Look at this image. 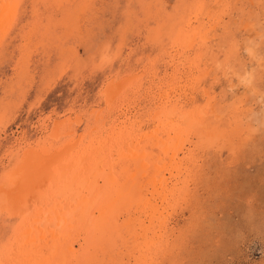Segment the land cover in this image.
I'll list each match as a JSON object with an SVG mask.
<instances>
[{
	"label": "rangeland",
	"instance_id": "obj_1",
	"mask_svg": "<svg viewBox=\"0 0 264 264\" xmlns=\"http://www.w3.org/2000/svg\"><path fill=\"white\" fill-rule=\"evenodd\" d=\"M0 19V191L28 151L68 164L65 187L86 181L76 164L112 133L121 169L148 143L168 181L165 202L145 184L156 219L117 185L71 219L56 202L38 227L0 212V264L35 242L34 264H264V0H0ZM82 182L72 190L85 195ZM132 220L151 227L138 229L144 263L143 248L124 253Z\"/></svg>",
	"mask_w": 264,
	"mask_h": 264
},
{
	"label": "bare ground",
	"instance_id": "obj_2",
	"mask_svg": "<svg viewBox=\"0 0 264 264\" xmlns=\"http://www.w3.org/2000/svg\"><path fill=\"white\" fill-rule=\"evenodd\" d=\"M1 20V19H0ZM2 23V22H0ZM192 23V21L190 22ZM192 25V24H191ZM1 27V26H0ZM203 35V34H202ZM196 36V35H195ZM204 36V35H203ZM203 40V39H202ZM190 41V40H189ZM176 56V55H175ZM176 61V60H174ZM176 66V65H175ZM173 76V75H172ZM190 82V81H189ZM244 82V81H243ZM181 83V82H179ZM109 85L107 86L106 89H104V98L105 100H107L109 98ZM111 100V98H109ZM174 112V111H173ZM202 114V113H201ZM173 115V114H172ZM53 131L52 134L54 138H57L58 131L59 130V124L58 122H53ZM59 125V126H58ZM142 125V124H141ZM157 132V131H156ZM157 135V134H155ZM108 137V136H107ZM154 137V136H153ZM151 137V140L152 138ZM155 138V137H154ZM153 138V140H154ZM120 141V140H119ZM116 142H117V137L115 133H112V135L109 137L108 142L106 143V145H104L105 147H103L102 149H98L95 148L94 149V153L91 155L87 154V163H86V159L82 160L81 159V163L76 164L77 166L83 167L85 170V173L82 175L84 179H86L85 182L86 184L90 185L89 190L87 191L88 193H86L85 195H81L80 193H75V191L72 190L73 184H75L78 181L82 182V178L79 176L78 181L77 179L73 181V183L68 184L66 187L64 186V184H66V178L69 174V172L71 173L68 164H66L65 166H63V161L61 159H53L51 162L47 160V158L38 153L39 156H37L38 154H36V152L34 151H28L26 152L21 159V164L18 170L19 173H12L10 178L11 181H13L14 184V189L13 190H7V188H3L0 191V212H5L11 216H17L19 215H25L26 217L33 216L34 217V222H35V227H38V225L41 224L39 219H44L46 221L45 218V214L48 213V210H51V208L55 205V203L57 202V204L60 206V211L63 212V214L61 212L62 215L60 214H55L56 216L60 215V218L62 216L66 217H72L70 216L71 211L72 210H76L74 209V207L76 206L77 203L79 202H83L84 200L88 201V203L86 204V206L84 207V209H86L85 212L90 213V211L97 205L98 206V199H99V194L101 191L105 192H111V186L117 185L118 187V193L120 194L119 198L122 201H127V197H129V195L132 197V201L135 202V206L139 205V203H137V201L139 200H143L146 201V206L149 205V201L150 199H153V197L155 198V196H157L158 194H155L157 191L154 189L151 190L153 191L152 195L153 197L149 198V187L146 186V182L149 183V185H154L155 187L160 186L159 188H161L163 191L162 193L164 194L165 192V186H167V178H166V174L165 169H166V162L164 160H162L163 162H161L159 159L160 155L162 153H159L158 151L156 153H152L148 150L147 146L145 147H141L137 149L136 152H133L131 154V162L130 165L125 168V169H121L122 168V163H123V159L125 158L126 155L125 152L123 153V150H120V147H116ZM159 142V141H157ZM163 142V141H162ZM123 142H121V147H123L122 144ZM160 143V142H159ZM28 144V143H27ZM62 144V143H61ZM158 144V143H157ZM162 144V143H161ZM108 145V146H107ZM143 146V144H142ZM165 146V145H164ZM162 148V147H161ZM122 149V148H121ZM159 150V148H157ZM41 151V150H40ZM107 151V152H106ZM141 151V152H139ZM163 152V151H162ZM86 153V152H85ZM110 153V154H109ZM64 154V153H63ZM62 154V155H63ZM68 154V153H67ZM55 155V154H54ZM60 155V154H59ZM103 155H107V157L103 156ZM35 157V159H34ZM50 159H52V156ZM55 157V156H54ZM35 160V165L32 166V162ZM47 162H50V164H47ZM107 162V164H106ZM39 163V165H37ZM73 163V162H72ZM165 163V164H164ZM71 164V163H70ZM75 164V163H74ZM87 164V166H85ZM72 165V164H71ZM74 165V167L76 166ZM133 165H135V167H133ZM32 166V167H29ZM54 166H58V169L60 170V173L63 174L62 175V179L58 180L56 177V179H54V172L52 171ZM104 166H107L108 169L103 170ZM27 167L29 168L27 172ZM126 167V166H125ZM67 169V170H66ZM80 169V168H79ZM83 170V169H82ZM87 171V172H86ZM83 172V171H82ZM106 172H108L109 176L106 174ZM107 176H106V175ZM23 175L22 177L19 176ZM144 177H147L146 181H144ZM9 178V180H10ZM73 178V177H72ZM54 179V180H53ZM142 179V180H141ZM55 181V183H51L52 185H50V182ZM105 184H103V186H101L99 183L103 182ZM82 182V183H83ZM12 184V183H11ZM77 185V184H76ZM47 186L50 187V191L48 193H46L47 190ZM81 186V185H80ZM121 186L123 187L121 189ZM84 187V186H83ZM87 187V185H86ZM78 188V187H77ZM113 188V187H112ZM83 189V188H82ZM157 189V188H156ZM52 190V191H51ZM79 191V190H78ZM82 192V191H81ZM84 192V191H83ZM79 194V195H78ZM102 194V193H101ZM106 194V193H105ZM129 194V195H128ZM54 195H56V198L54 197ZM61 195V196H59ZM59 196V197H58ZM105 196V195H104ZM108 196L110 197V194H108ZM116 196V195H115ZM107 197V196H106ZM161 198V197H160ZM165 202V194L162 196V198ZM108 200V199H107ZM117 200V199H116ZM149 200V201H148ZM129 201V199H128ZM162 200H159L158 202H160ZM131 202V201H130ZM154 202V201H153ZM157 202V201H156ZM118 203V202H117ZM127 202H125L126 204ZM137 203V204H136ZM152 203V202H151ZM114 204V203H113ZM133 204V203H132ZM154 203L150 204L149 207H145V208H149L150 210H145L147 212V214H149L151 217L153 218H157L158 214H160V210H158L159 207V203L158 208L156 207L155 210H152L154 208ZM100 205V204H99ZM56 206V205H55ZM81 206V205H80ZM96 206V207H97ZM115 206V204H114ZM131 206V204H130ZM141 206V205H140ZM145 206V205H144ZM117 207V206H116ZM129 207V206H128ZM58 208V207H57ZM77 208V207H76ZM144 208V209H145ZM79 209V208H78ZM91 209V210H90ZM98 209V208H97ZM143 209V208H142ZM80 210V209H79ZM166 210V209H165ZM168 210V209H167ZM83 211V210H82ZM136 211V210H135ZM164 211V210H163ZM58 212V211H57ZM84 215H87V213ZM102 212V211H101ZM99 212V213H101ZM159 212V213H158ZM165 212V211H164ZM68 213V214H67ZM98 213V214H99ZM110 213V212H109ZM163 213V212H162ZM65 214V215H64ZM76 214V213H75ZM81 214V213H80ZM145 214V213H144ZM165 214V213H164ZM52 215V214H50ZM73 215V214H72ZM77 215V214H76ZM108 215V214H107ZM49 216V215H48ZM74 216V215H73ZM95 216V215H94ZM99 216H102V213L99 214ZM88 217V216H87ZM143 217V216H142ZM149 217V216H148ZM58 218V217H57ZM80 218V217H79ZM78 218V219H79ZM95 218V217H94ZM100 218V217H99ZM103 218V216L101 217ZM50 219V218H49ZM71 219V218H70ZM98 219V217H97ZM96 219V220H97ZM138 219V218H137ZM143 219V218H142ZM150 219V218H149ZM159 219V218H158ZM157 219V220H158ZM30 220V219H29ZM53 220H55V218H53ZM59 220V219H58ZM67 220V219H66ZM73 220V219H72ZM81 220V219H80ZM78 220V221H80ZM83 220V219H82ZM95 220V222H97ZM146 220V219H145ZM148 220V218H147ZM146 220V221H147ZM151 220V219H150ZM161 220V219H160ZM43 221V220H42ZM44 221V222H45ZM56 221V220H55ZM69 221V219H68ZM110 221V220H109ZM135 221H137L135 219ZM143 221V220H141ZM49 222V221H48ZM46 222V223H48ZM67 222V221H66ZM74 222V221H73ZM99 222V221H98ZM97 222V223H98ZM117 222V221H116ZM145 222V221H144ZM60 223H63L62 221ZM59 223V224H60ZM105 222H99V224H104ZM113 223V222H111ZM48 224H52L51 222H49ZM146 224V223H145ZM156 224V223H155ZM162 224V222L160 223ZM31 225V224H30ZM34 225V224H33ZM114 225V224H113ZM144 225V224H142ZM159 224L157 223V226ZM164 225V223H163ZM45 226V225H44ZM161 227V225H159ZM158 226V227H159ZM165 226V225H164ZM41 227V226H40ZM46 227H49L52 229H50V231H54L53 229H56V231H54L55 233L57 232V227H54V225H52L50 227V225H47ZM113 227V226H112ZM150 227V226H149ZM149 227H145V226H137L136 222H134L133 220L131 221V223L125 222V225L123 227V234H121L123 238H127V236L129 237V240L127 239L126 241V246L128 248H126L124 253H129L133 250V254L136 257V252L137 249H142L143 251L138 253H141V257L142 259L140 260L142 263L146 262V258H144L145 254L149 253V248H145L144 246H142V242H141V238H144L145 236H141V232H145L146 234L148 233V230L151 228ZM157 227V228H158ZM163 227V226H162ZM166 227V226H165ZM141 229L140 234H138V229ZM39 229V228H38ZM36 230V229H35ZM43 230V229H42ZM41 230V231H42ZM49 230V229H48ZM113 230V229H112ZM97 231V230H95ZM99 231V230H98ZM156 231V230H155ZM39 232V231H38ZM46 232V231H45ZM151 232V231H150ZM40 233V232H39ZM34 233L36 236L39 235ZM48 233V232H47ZM60 233V232H59ZM157 233V232H156ZM159 233V232H158ZM44 234V233H42ZM46 234V233H45ZM59 235V234H58ZM44 236V235H43ZM56 236V235H55ZM84 236V235H83ZM101 236V235H100ZM120 236V235H119ZM148 236V235H147ZM39 237V236H38ZM54 237V236H53ZM157 237V236H156ZM43 238V237H42ZM46 238V237H45ZM66 238V237H65ZM155 238V236H154ZM23 239V238H22ZM44 239V238H43ZM49 239V238H48ZM165 239V238H164ZM31 240V239H29ZM35 240V239H34ZM57 240V239H56ZM67 240V239H66ZM83 240V239H82ZM155 240V239H154ZM161 240V239H160ZM159 240V241H160ZM38 241V239H37ZM61 241V240H60ZM69 241V240H68ZM67 241V242H68ZM71 241V240H70ZM21 242V241H20ZM33 242V241H32ZM42 242V240H41ZM54 242V241H53ZM69 245V243H67ZM36 243V242H35ZM33 243L29 245V241L27 243V245H29L27 248L28 250L26 252H24V254L22 256H20L19 260L16 262L19 264H34L37 260H35L32 256L34 255L33 253H36L37 250H40L38 247H36L38 245V243ZM48 243V242H47ZM60 243V242H59ZM73 243V242H72ZM23 245V243H21ZM20 244V245H21ZM35 244V246H34ZM56 244V243H55ZM71 244V243H70ZM84 244V243H83ZM145 244V243H144ZM16 245V244H15ZM14 245V246H15ZM25 245V246H27ZM51 245V244H50ZM48 245V246H50ZM59 245V244H58ZM73 245H75L73 243ZM19 246V245H18ZM31 246H33V249L30 250ZM46 246V245H45ZM63 246V245H61ZM58 246V247H61ZM72 246V245H71ZM21 247V246H20ZM23 247V246H22ZM53 247V246H52ZM17 248V247H16ZM44 248V247H43ZM63 248V247H62ZM70 248V247H69ZM73 248V247H71ZM151 248V247H150ZM9 249V248H8ZM15 249V248H14ZM153 249V248H152ZM11 250V249H9ZM50 250V249H49ZM56 250V249H53ZM13 251V250H12ZM44 251V249H43ZM64 251V249H63ZM62 251V252H63ZM74 251V250H73ZM120 251V248H119ZM11 252V251H9ZM21 253H23V251H20ZM60 252V251H59ZM59 252H56L59 254ZM69 252V251H68ZM67 252V253H68ZM66 253V252H64ZM123 253V254H124ZM131 253V254H132ZM42 254V253H41ZM69 254V253H68ZM9 255V254H8ZM7 255V256H8ZM17 255V254H16ZM50 255V254H49ZM53 255V254H52ZM56 255V254H55ZM63 255V253H62ZM61 255V256H62ZM138 255V254H137ZM12 256V255H11ZM43 256V254H42ZM148 256V255H147ZM146 256V257H147ZM18 257V256H17ZM45 257V256H44ZM51 257V256H50ZM58 257V256H57ZM68 257V256H67ZM70 257V255H69ZM122 257V256H121ZM10 258V256L8 257ZM53 258V257H51ZM114 258V257H113ZM116 258V257H115ZM66 259V258H65ZM75 259V258H74ZM13 260V259H12ZM16 260V259H15ZM57 260V259H56ZM60 259H58L59 261ZM119 260V259H118ZM2 261V260H1ZM7 261V260H6ZM4 261V264L5 262ZM11 261V260H10ZM40 261V260H38ZM56 261V262H58ZM149 261V260H148ZM13 262V261H11ZM72 262V261H71ZM9 263V261H8ZM7 263V264H8ZM67 263V262H65ZM13 264V263H11ZM61 264V263H60Z\"/></svg>",
	"mask_w": 264,
	"mask_h": 264
}]
</instances>
